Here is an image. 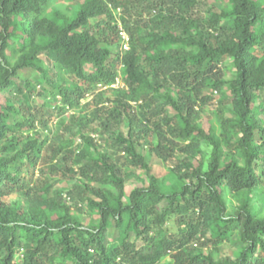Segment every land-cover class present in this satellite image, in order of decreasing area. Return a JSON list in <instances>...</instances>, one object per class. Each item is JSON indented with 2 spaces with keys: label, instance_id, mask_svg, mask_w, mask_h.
Masks as SVG:
<instances>
[{
  "label": "trees",
  "instance_id": "obj_1",
  "mask_svg": "<svg viewBox=\"0 0 264 264\" xmlns=\"http://www.w3.org/2000/svg\"><path fill=\"white\" fill-rule=\"evenodd\" d=\"M69 1L0 0V264H264V209L255 201L264 206V98L257 106L264 90V0ZM115 9L129 48L113 55L109 44L121 38ZM95 18L104 19L93 25ZM103 23L114 41L103 37ZM42 52L55 59L50 68ZM228 60L232 78L221 67ZM26 68L44 78L57 70L62 79L49 81L65 105L52 144L30 134L48 120L42 107L34 114L28 104L36 85L16 81ZM117 70L125 85L111 88ZM104 86L112 106H100L98 96L84 105L86 114L65 116L66 107ZM216 93L231 114L218 109L213 123L205 114ZM97 121L126 156L115 151L83 161L88 154H75L77 135L89 147L100 145L86 135ZM24 126L27 136L10 138ZM147 139L164 164L184 154L170 170L172 185L150 173L138 148ZM49 145L58 164L38 169ZM126 165L145 171L148 183L127 193L137 171ZM49 170L66 180L81 175L68 194L80 204L72 207L56 181L40 179ZM15 193L25 199L5 202ZM87 211L97 218L88 221ZM225 242L238 246L237 255L220 254Z\"/></svg>",
  "mask_w": 264,
  "mask_h": 264
},
{
  "label": "rangeland",
  "instance_id": "obj_2",
  "mask_svg": "<svg viewBox=\"0 0 264 264\" xmlns=\"http://www.w3.org/2000/svg\"><path fill=\"white\" fill-rule=\"evenodd\" d=\"M58 2H61L62 4L65 5H70L71 2L69 0H57ZM215 0H210V3L212 4V2H214ZM114 16H115V22L114 24L118 25V28L120 30L121 27L123 28V24H122V20H123V14L119 11V10H114L113 11ZM102 19L104 18H95V19H91V23L93 25H97L98 22H100ZM114 26V25H112ZM95 30H97V28H95ZM100 31L102 32V34H106L103 37L108 38L109 40H113V30L109 28V26L107 25V23H103V25L100 27ZM121 36V38L115 42V43H110L109 44V48L112 50L113 55H116V53H118L121 49H126L127 45H128V39H127V35L123 32ZM129 36V35H128ZM107 42L108 40L104 39L101 42V46L106 47L107 46ZM40 60L43 62L44 66H46V68H50L52 66V63H55V59L53 58V56L49 55V53L47 52H42L40 53ZM227 65V66H226ZM221 67H225L227 69V77L228 78H232L234 76V72H235V68H232L231 66V61L228 60L227 64L222 65ZM88 73H93L95 71V67L92 64H87L84 68ZM65 71V70H64ZM40 71L37 69H32V68H26L23 69L22 74L20 73L17 78L16 81L19 83H25V80H28L30 82L31 85H36V92L34 93V95L32 96L31 100L29 101V105L33 108L31 111L32 113H35V110L42 107L44 109L45 113V120H48V124L47 126H43L41 123L38 124L34 129H32L30 131V134L32 135H36V133L38 134H42L45 138L49 139V144L54 142L55 139V135L57 133V131L59 130V125H60V119H61V114L59 109L61 107H64V100L62 98V96H56L53 97L51 90H52V85L49 81H52V78L54 79V77L58 80L56 84H60L62 83V79L59 77V75L57 74V70H52L50 71L49 77L48 78H44V76L41 75V73H39ZM118 72V76L116 81L111 84V88H119V87H123L125 85V81L123 80V77L121 75V72L119 70H117ZM62 76H68V74L65 72L61 73ZM59 78V79H58ZM43 81V82H42ZM70 82V80H69ZM99 86H101L99 84ZM108 88L106 86L102 87L101 89L96 90V92L88 94L87 97L83 98L80 102L79 105H77L76 108H67V111L65 113L66 117H71L72 114H74L75 112H80L82 111L84 114H86V110H85V104L92 100L94 97L97 98L98 96V101L100 102V106H112L111 104V99L114 98V96L109 95V93L107 91H105V89ZM50 91V92H48ZM6 91L3 92L4 96L6 97L8 94ZM100 92H102L103 95H100ZM229 94V91H228ZM216 98L213 100L212 103H210L206 109V114L208 117V119L213 122L216 123V114L215 111L216 110H224L226 111L227 115L231 114L228 109H227V105L226 103H228V100L226 102H222V97H218V94L216 93ZM12 97L14 98H19V95L17 92H12L11 94ZM259 99H257V106H261L262 100L264 98V90L259 91ZM27 101H28V97H26ZM15 100V99H14ZM47 102H52L51 105L47 104ZM84 110V111H83ZM90 112L92 111H88V113L90 114ZM216 117V118H215ZM259 118L264 120V115L260 114ZM218 119V118H217ZM15 120V119H14ZM22 120V117L17 118L16 121ZM13 122V121H12ZM11 122V123H12ZM13 122V123H14ZM12 123V124H13ZM22 130H19V133H10L9 136L10 138L14 137V138H18V137H22L24 138L25 136H27V128L24 126L22 127ZM102 130V126H100V121H97L96 123H93L92 126L90 127L89 131L86 132V135H89L91 137H94L97 139L98 143L100 144L98 147L96 146H90L87 145L86 142L83 141V138L80 135H77L75 138V142L74 144L71 146V149L73 151H75V154H78L79 152H84L86 154H88L89 156H86V158L83 161H86V159L88 160L89 158H91L93 155H98L100 153H111L113 154L115 151H118L121 157L126 156L125 152H123V150H121V148H119L118 146H114L112 145V141L113 139L110 137L109 134H105L103 135L101 133ZM22 131H24V133H21ZM123 131L128 134L129 132V127L125 126L123 127ZM3 142V141H2ZM0 143V148L3 146V143ZM150 140L147 139L145 140L143 146L138 147L139 151H141L146 157L148 162L150 163L151 166V172L153 175L157 176L158 178L162 179L165 184L172 185L173 181H174V176L171 174L170 170L171 168L173 169L180 161V157L184 156V154L182 155L181 153H179V155H176L175 157H173L172 160H170L169 162H167V164H164L161 160L157 159L154 155L151 154L150 152ZM51 146H47L43 152H42V156H41V160L39 163V167L40 168H49V164H50V159H51V150L49 149ZM205 149H210L209 146H205ZM11 153H14V150L11 149ZM118 155H113V159L116 160L118 159ZM125 159H121L120 161H124ZM201 160V154H197L195 157H193L192 161L194 163H197ZM58 158H54L51 161V164H58ZM73 162L72 159L69 160V163L71 164ZM28 169V168H26ZM37 169L36 173H35V178L38 177L39 175H41V172ZM125 169H127V171H135L134 168L132 167H128V165H126ZM137 171V172H136ZM135 172L137 174H132L130 178H128V180L126 181V186H125V190L127 193H130L132 191L133 188H135L136 186H142L146 183H143L142 178H147L148 174L146 175L145 171L142 170H136ZM30 174V178L32 177L31 173L32 170H26V172H24V174ZM139 174V177H137V175ZM61 175H58L57 173H53L50 170L47 171L46 175H42L40 176V179L43 180H49V181H56L55 185L56 188H59L62 190V192L64 193V197L67 198L69 204H71L72 207H75L77 204H80L82 202L81 199L78 198V196H76V201H74L72 199V197H70L68 194L70 193V191H72L74 185H78L80 184V180L79 178L81 177V175H78L77 178H74L72 180H66V179H61L60 178ZM173 176V177H172ZM264 184V183H263ZM25 195L23 193L20 194H12L10 196H8V198L6 199L5 202L9 203V202H15V201H22L25 199L24 197ZM255 201L258 205V207L260 209H264V206H262V202L260 200H258L257 196H255ZM230 202L233 200V198H229ZM235 201V199H234ZM96 212L93 211H87L86 214V218L88 221H92L94 218H97V215L95 214ZM139 243H142V241H140ZM237 250H238V246H236L234 243L231 244L230 242H225L222 245V248L220 250V254L224 255V256H235L237 255ZM21 258V257H20ZM21 261V259H20Z\"/></svg>",
  "mask_w": 264,
  "mask_h": 264
},
{
  "label": "clouds",
  "instance_id": "obj_3",
  "mask_svg": "<svg viewBox=\"0 0 264 264\" xmlns=\"http://www.w3.org/2000/svg\"><path fill=\"white\" fill-rule=\"evenodd\" d=\"M121 29L122 30H120V35L123 37V39H124V36L122 35V33L124 32L126 35H127V32L125 31V30H123V28L121 27ZM127 39H128V42H129V36L127 35ZM129 47H128V45H127V47H126V49H128Z\"/></svg>",
  "mask_w": 264,
  "mask_h": 264
}]
</instances>
